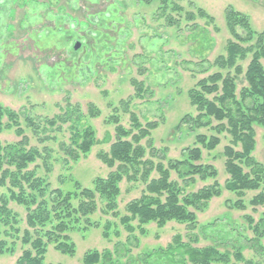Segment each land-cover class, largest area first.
I'll use <instances>...</instances> for the list:
<instances>
[{
	"label": "rangeland",
	"instance_id": "rangeland-1",
	"mask_svg": "<svg viewBox=\"0 0 264 264\" xmlns=\"http://www.w3.org/2000/svg\"><path fill=\"white\" fill-rule=\"evenodd\" d=\"M229 5L247 14L253 29L264 30V0H168L165 5L161 0H0V107L18 114L17 123L31 146L52 149L48 167L38 160L30 169L36 168L52 188L73 192L77 182L94 188L97 177H107L116 169L117 165L110 168L100 158L116 140V127L132 130L128 140L138 132L133 115L142 126L158 123L141 144L146 147V159L151 158L152 145L161 156L165 154L161 158L165 164L169 159H182L183 150L196 144L198 134H215L210 127L193 129L180 122L186 114L197 116L188 92L198 80L218 70L211 64L226 54L227 42L233 39L225 18ZM199 8L214 21L201 17ZM190 14L193 19L188 18ZM243 85L242 75L238 92ZM90 105L98 109V116H91ZM76 109L83 116L81 121L94 128L96 142L89 153L75 161L60 149L61 142L71 144V122L62 124L59 131L60 122L52 127L47 119ZM27 117L45 129L41 136L53 135L55 139L39 143ZM1 123V143L21 140L17 126L7 115L2 116ZM217 123L213 120L212 125ZM255 129L253 157L264 165V127L256 125ZM230 141L224 132L214 150L201 146L202 163L217 168L216 180L223 192L205 210L198 211L196 229L171 220L163 227L155 222L145 224L142 233L134 221L131 224L135 230L129 232L120 218L127 214V204L141 197L146 183L139 180L140 174L135 178L138 180L124 176L116 214L106 213L105 201L98 196V210L90 219L99 226L86 229L81 223L70 232L76 244L74 255L49 245L45 264H85L83 259L89 250H110L121 264H140L141 256L167 247L176 235L185 242L197 235L198 242H192L193 246L217 245L233 254L235 239L246 244V239L254 237L246 216L257 222L264 215V206L254 208L250 204L252 197L264 190V182L260 190L245 192V209L234 207L239 197L224 187L229 175L223 153ZM157 176L156 172L151 175ZM172 180L184 184L176 172H172ZM214 182L213 178L203 181L196 176L186 191L194 192ZM3 194H7V187L0 185V198ZM10 207L19 214L20 226L25 229L24 206L10 201ZM108 223L111 228L106 237L104 227ZM261 243L264 247V238ZM23 249L18 242L15 254L0 255V264H14ZM243 254L251 264H264V251L259 254L244 246ZM226 264L247 263L232 257Z\"/></svg>",
	"mask_w": 264,
	"mask_h": 264
},
{
	"label": "trees",
	"instance_id": "trees-1",
	"mask_svg": "<svg viewBox=\"0 0 264 264\" xmlns=\"http://www.w3.org/2000/svg\"><path fill=\"white\" fill-rule=\"evenodd\" d=\"M161 1L165 5L168 0ZM198 12L201 17L214 21V17L204 9L199 8ZM188 18L193 19V15L190 14ZM225 18L233 39L227 42L226 54L218 56L211 64L218 70L198 80L188 92L191 104L198 111L197 116L186 114L180 122V125L190 124L193 129L210 127L215 134H198L196 144L183 150L182 159H169L165 164L161 160L165 154L161 156L152 145L151 158L146 159V147L141 141L150 136L158 123L148 122L142 126L133 115L138 132L128 140L126 137L132 134V130L118 125L116 140L111 144L110 151L100 155L108 167L117 165L115 170L107 177H97L94 188L82 187L78 182L73 192L52 188L45 177L38 175L36 168L30 169V165L38 160H43V166L48 167L52 149L47 145L42 149L31 146L28 136L24 135V130L17 123L18 114L0 107V128L1 118L5 114L22 135L17 142H0V185L7 187V194L0 198V255L15 254L18 242L24 249L14 264H45L49 245L63 254L74 255L76 244L70 232L80 227L81 223L86 224V229L99 226L90 219L98 210V196L105 201V212L115 213L121 193L120 183L124 176L129 180H138L135 179L138 174L139 180L146 183L145 191L140 198L127 204V214L120 218L129 232L135 230V226L131 224L134 221L138 222L137 227L142 233H145V224L155 222L163 227L171 220L186 224L189 229H196L198 211L205 210L209 202L223 192L216 180L217 168L213 164L202 163V147L208 150L217 148L224 132L231 137V143L225 145L223 153L229 175L224 187L237 193L239 198L233 203L234 207L246 208L243 202L245 192L260 190L264 182V165L253 157L257 143L255 126L264 127V30L259 32L253 29L249 16L232 5L226 7ZM245 62H248L246 67L243 65ZM209 69L205 70L208 72ZM242 75L245 85L238 92V80ZM89 112L94 117L100 114L94 105H90ZM82 117L79 109H76L47 119L52 127L60 122L57 128L59 131L62 130V124L71 122V144L61 142L60 149L75 161L81 155L89 153L96 142L94 128L83 123ZM213 120L218 123L212 125ZM26 121L39 143L55 139L53 135L41 136L45 129L41 130L30 117ZM153 158L160 160L155 162ZM153 172L158 176L151 177ZM172 172H176L184 184L172 180ZM196 176L203 181L213 178L215 182L197 191L187 192L186 188L195 183ZM10 201H15L26 209L25 229L21 228L19 214L10 207ZM250 204L254 208L264 206V190L252 197ZM246 219L254 237L246 239V244L240 238L235 239L233 254L228 250L222 251L217 245L193 246L192 242H198L197 235L190 237L191 242H185L181 235H176L167 247L144 254L139 262L226 264L234 257L237 262L251 264L243 254V247L248 246L259 254L263 253L261 240L264 238V215L257 222L251 215H247ZM110 228V223L104 227L106 237ZM83 261L85 264H121L114 260L110 250H89Z\"/></svg>",
	"mask_w": 264,
	"mask_h": 264
}]
</instances>
